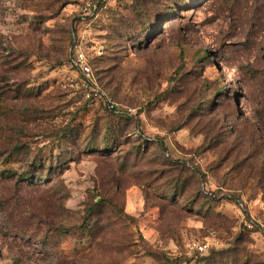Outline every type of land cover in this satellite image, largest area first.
Segmentation results:
<instances>
[{"label": "rangeland", "instance_id": "rangeland-1", "mask_svg": "<svg viewBox=\"0 0 264 264\" xmlns=\"http://www.w3.org/2000/svg\"><path fill=\"white\" fill-rule=\"evenodd\" d=\"M211 260L264 264V0H0V264Z\"/></svg>", "mask_w": 264, "mask_h": 264}, {"label": "built area", "instance_id": "built-area-1", "mask_svg": "<svg viewBox=\"0 0 264 264\" xmlns=\"http://www.w3.org/2000/svg\"><path fill=\"white\" fill-rule=\"evenodd\" d=\"M78 53H76V55L71 58V61L73 63V65L75 67H77L79 69V71L81 72L82 76H83V80H82V86L86 89V96L90 97V95L92 93L97 94L98 92V87L96 86L95 82L92 80V78H90L91 75V70L89 68V66L84 62V56L82 54V52H80L79 50H77ZM100 93V91H99ZM105 103L107 105V107L110 110H114L115 112H121V110H119L117 108L116 103H114L113 101L106 99ZM248 227H250V224H247ZM205 248V245H199L198 246V250H203Z\"/></svg>", "mask_w": 264, "mask_h": 264}, {"label": "trees", "instance_id": "trees-1", "mask_svg": "<svg viewBox=\"0 0 264 264\" xmlns=\"http://www.w3.org/2000/svg\"><path fill=\"white\" fill-rule=\"evenodd\" d=\"M112 112H114V114L118 115L119 117H124L127 116V114L121 113V112H115L114 110H111ZM214 262V260H211L208 262V264H212Z\"/></svg>", "mask_w": 264, "mask_h": 264}]
</instances>
